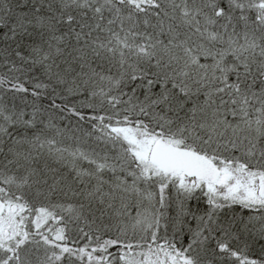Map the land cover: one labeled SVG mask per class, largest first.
I'll return each mask as SVG.
<instances>
[{
	"label": "snow or ice",
	"instance_id": "obj_1",
	"mask_svg": "<svg viewBox=\"0 0 264 264\" xmlns=\"http://www.w3.org/2000/svg\"><path fill=\"white\" fill-rule=\"evenodd\" d=\"M0 264H264V0H0Z\"/></svg>",
	"mask_w": 264,
	"mask_h": 264
}]
</instances>
